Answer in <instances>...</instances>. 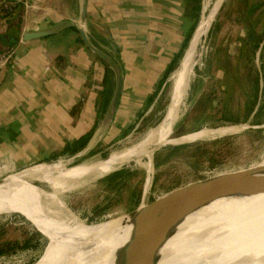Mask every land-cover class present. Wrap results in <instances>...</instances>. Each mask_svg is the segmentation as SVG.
<instances>
[{
  "label": "rangeland",
  "instance_id": "obj_1",
  "mask_svg": "<svg viewBox=\"0 0 264 264\" xmlns=\"http://www.w3.org/2000/svg\"><path fill=\"white\" fill-rule=\"evenodd\" d=\"M69 1L67 0V2ZM214 1L212 0L211 3ZM166 2L167 0H165ZM124 4L129 6V9L131 8L129 2L125 3L121 0L110 6L109 19H111L110 27L113 30L117 29L119 18L124 16ZM203 5L204 1L202 8ZM162 8L166 7L162 6L159 9L162 10ZM166 9L169 11L167 15L170 21L178 18L179 15L175 13L176 10L171 3ZM182 17L185 32L191 25L185 14V6ZM207 25L203 34L205 54L202 67L196 70L194 79L183 97L185 109L197 91H200V96L180 125L177 126L176 131H173L172 136H179L177 133L179 128L183 133L181 135H184L204 127L237 125L250 120L249 126L238 133L161 147L153 155L151 179L148 186H146L149 176L148 169L135 161H130L90 184L63 193L59 196L63 204L53 206L52 209L66 218L70 216L69 212H72L85 224L100 220L106 221L111 220L109 219L110 215L124 212L139 202L144 191L146 198L149 199L153 195L163 193L177 185L184 186L234 172H252L264 167V126L252 127L256 125L252 122L261 118L264 123V51L262 47L254 50L247 43L249 29L254 30L256 36L264 31V0H223L215 16L210 18ZM159 28H161L160 17L158 18ZM64 30H67L64 33L67 36L73 33L72 29ZM169 32L173 33V30L170 29ZM170 38L175 43V34L170 35ZM24 44L22 42L16 44L19 52ZM5 48L6 45L0 44V52ZM111 51L118 62L121 61L117 56V50L111 48ZM162 54L164 55V53ZM93 55L101 62L95 53ZM164 56L165 58L169 57L168 53ZM132 65L138 67L139 63L133 62ZM137 72L139 75L142 73ZM137 72L132 73L135 80L138 78ZM256 77L258 78L257 91L254 82L252 83ZM168 79L169 85L166 87V82L163 84L165 93L162 92L161 97L158 96L160 104L164 106L162 110L158 109L155 115H149L145 121L142 120L140 123L138 121L129 133L127 132L130 130V125L121 134L107 136L104 140L98 141L95 143L97 145L90 149L91 151L89 150L72 164L104 160L112 152L121 150L142 139L146 132L161 122L165 115L172 89V82L170 78ZM60 80L63 82L62 79ZM100 80L99 76L98 83ZM55 83H57L55 79L41 78L40 93L35 96L37 91L33 81H30L29 93L26 96L29 102L26 103L32 108V111L30 110L31 114L26 113V117L29 118L27 123L31 124L32 122V124L29 127L25 125L26 130L24 128L17 132L18 134L15 133L12 141L9 140V137L13 135L11 132L0 138V178L5 177L8 170L7 165L1 166L5 162L12 161L17 171H21L36 163L54 162L71 157L62 155L51 158L54 153L63 150L66 143V138L62 135L63 131L59 127V121H61L59 118L64 110L56 109L57 106L66 103L61 99H56L61 96L60 92L63 93L64 89L63 87L55 88ZM26 90H24L25 93ZM55 92L57 95L54 96ZM15 94L17 93L9 91L6 98L11 96L18 98ZM67 94L69 93L67 92ZM69 96L72 95L69 94ZM254 96H256L254 108L257 104L259 107L257 114L252 117V113L248 112L255 100ZM69 103L67 102V105ZM2 114L5 115L4 112ZM233 118L240 121L238 123L230 122ZM244 119L247 121L243 122ZM135 122L131 123V126ZM10 130L13 131L12 128ZM62 137L64 142H59ZM57 142L59 143L57 144ZM171 146L180 147L172 151L169 148ZM120 172L122 174L117 175ZM114 174L116 175L114 176ZM35 183L40 184L38 181ZM103 209L104 213L97 214ZM22 216L27 217L37 228L40 239H36L33 227ZM50 238V232L22 213L1 214L0 250L6 249V251L0 253V264H33L34 262L42 264L46 256L49 257ZM28 240H31V246L26 245Z\"/></svg>",
  "mask_w": 264,
  "mask_h": 264
},
{
  "label": "bare ground",
  "instance_id": "obj_2",
  "mask_svg": "<svg viewBox=\"0 0 264 264\" xmlns=\"http://www.w3.org/2000/svg\"><path fill=\"white\" fill-rule=\"evenodd\" d=\"M211 1L204 0L200 22L180 65L170 75L172 89L164 117L142 139L112 152L107 160L72 164L83 156L80 153L73 158L36 163L0 178V215L22 213L50 232L49 257L42 264H264V179L180 213L177 223L178 217L171 221V217L164 219L166 241L159 250V261L153 235L142 221L126 219L104 233L106 227L115 226L116 222L106 220L91 225L86 234L85 223L77 215L69 212L66 218L52 209L63 204L59 197L63 193L90 184L130 161L148 169V186L153 155L161 147L221 137L248 127L247 124L204 127L181 137L172 136L176 121L186 110L183 102L186 90L196 70L202 67L204 30L223 2ZM260 169L256 175L264 176V167ZM73 233L80 239L68 250V255L60 257L58 251L64 252L67 247L64 243Z\"/></svg>",
  "mask_w": 264,
  "mask_h": 264
},
{
  "label": "crops",
  "instance_id": "obj_3",
  "mask_svg": "<svg viewBox=\"0 0 264 264\" xmlns=\"http://www.w3.org/2000/svg\"><path fill=\"white\" fill-rule=\"evenodd\" d=\"M118 1L87 0L88 32L91 40L111 54H113L111 48L117 50V56L121 60L119 64L124 74V85L113 118L111 120L104 118V105L101 107L99 103L107 99L109 103L115 86L113 72L109 75L108 82V88L112 91L111 96L107 99L104 97L101 101L98 91L103 87L105 66L95 58L93 52L84 43L79 41V31L74 27H68L67 29L73 31L68 36L64 34L67 30H62L41 39L18 41L25 43L20 52L16 47L18 42L13 44L16 50L15 65L0 71V138L11 132L13 135L9 137V140L12 141L15 133L18 134L17 132L21 129L24 130L25 125L29 127L32 124V122L27 123L29 118L26 117V113L31 114L32 111L26 103L29 102L26 99L29 93L28 85L30 81H33L37 91L34 95H38L41 78L55 79L57 83L54 87L64 89L63 93L60 92L61 96L56 99H61L66 103L57 106L56 109L64 110L59 118L61 119L59 127L66 138L65 142L82 136L92 127H94L92 134L98 132L101 137L99 141L104 140L107 136L121 134L128 129L129 125L131 126V123L135 121L140 123L144 117L153 115L154 110L152 109L160 101L158 96L162 93L161 90L149 109L142 116L141 113L145 109L147 98L157 88L163 71L178 51L187 32L186 30L184 32L182 19L185 0H167L166 3L165 0H121L125 3L129 2L131 8L129 9V6L124 4V16L119 18L118 27L113 30L110 27L112 24L109 19L110 6ZM38 3L43 7L42 13L44 18H48L45 22L48 25L63 20L76 22L78 18V0L69 2L67 0H38ZM170 3L176 10L175 13L179 15L171 21L167 15L169 11L166 9ZM162 6L166 8L160 10ZM159 17L161 28L158 29ZM26 25L28 24L24 23L23 14L17 11L1 25L0 36L14 30L21 31ZM170 29L173 33L169 32ZM180 32L181 34H178ZM174 34L175 43L170 40V35ZM162 53L164 55L168 53L169 57L165 58ZM133 62L139 63L138 67L133 66ZM137 71L142 73L139 75ZM135 72L138 74L136 80L132 77ZM99 76L101 80L98 83ZM89 77L90 87L87 86ZM25 89H27L26 93ZM9 91L16 92L15 95L18 98H13V96L6 98ZM66 91L72 96H69ZM53 95H57L56 92ZM79 100L83 101V107L78 114L72 115L71 107ZM67 102H70L69 105ZM11 128L13 131L10 130ZM61 141L64 142L63 137L59 142ZM4 165L8 168L6 176L17 170L12 161L5 162L1 166Z\"/></svg>",
  "mask_w": 264,
  "mask_h": 264
},
{
  "label": "water",
  "instance_id": "obj_4",
  "mask_svg": "<svg viewBox=\"0 0 264 264\" xmlns=\"http://www.w3.org/2000/svg\"><path fill=\"white\" fill-rule=\"evenodd\" d=\"M34 2L37 3L38 0H34ZM47 20L48 18H44L43 13L41 16H37L36 13L34 14L32 22H29L23 30H14L8 33H4L0 36V38L8 39L6 45H13L18 41L27 42L51 36L61 32L68 27L76 28L79 31L80 37L85 46L89 48L93 53H95L98 57L103 59L113 72L115 80L114 91L104 113V118L106 120H111L115 114L121 98V94L123 92L124 74L119 62L116 60L114 55L98 47L90 38L88 32L87 0H78V18L76 22L63 20L59 23L48 25L47 23H45ZM263 43L264 40L260 44L259 49L263 46ZM199 96L200 91H197L189 101L182 117L176 121L174 131H176L177 126L180 125L189 111L193 108ZM258 107L259 105L257 104L252 111V117L257 112ZM249 121L250 120H248V122L246 123L241 124H247L249 126ZM262 126H264V123L256 124L252 127ZM181 136L182 135H180V137ZM100 138V133L98 134V132H96L92 134L86 147L81 151L75 153L74 155H71V157L69 158H73L80 153H82L83 155L86 154L90 149L94 147L95 143H97ZM108 158L104 160H107ZM260 170L261 169L258 168L257 170L252 172H234L209 180L187 184L184 186L177 185L163 193L153 195L149 199L146 198V195L143 192L141 200L139 202H136L132 207H130V209L124 212H118L116 213V215H110L109 219L116 220V222L114 223L115 226H108L103 231L104 233L110 232L117 226V223H121L126 219H135L144 222V224H146V227L149 228L153 235L156 260L159 261L161 258L159 256V250H161L166 241V236L163 231L164 219L171 217V221L172 219L178 217L180 213L189 211L194 207L203 206L218 196H221L223 194L230 195L231 191L235 188L254 186L259 180L264 179V176L256 175L258 172H260ZM22 217L30 223L31 227H33V232L36 239H40V233L38 232L37 228L27 217ZM120 218H122V220H119ZM178 219L179 217L176 219L175 223L178 222ZM100 221L85 224L84 226H86L85 228L87 231L86 234L90 232L88 228H90L91 225H94ZM78 239H80V237L76 233L71 234L66 239L67 242L64 243L65 246H67L64 249V252L61 251V253L60 251H58V255L60 257L61 255L62 257L68 255V250L75 247L74 243L76 244V241ZM33 264H35V262Z\"/></svg>",
  "mask_w": 264,
  "mask_h": 264
},
{
  "label": "trees",
  "instance_id": "obj_5",
  "mask_svg": "<svg viewBox=\"0 0 264 264\" xmlns=\"http://www.w3.org/2000/svg\"><path fill=\"white\" fill-rule=\"evenodd\" d=\"M201 10H202V0H185V14L187 15L189 21L191 22L190 23L191 25H190L187 33L185 34L178 51L174 54L172 60L168 63L167 67L163 71V74H162V76L160 78V81L158 83L157 88L147 98V101H146V104H145V109L141 113V116L144 114V112H146V110L149 109V107L151 106V104L153 103L155 98L157 97V95H158L161 87L163 86V84L166 82L165 86L167 87L169 85L170 82H169L168 78H170L171 73L178 67V63L180 62V60H181V58H182V56L184 54V51L187 48V45H188V43L190 41V38H191V36H192V34H193L197 24H198L199 18L201 16ZM253 31L254 30L249 29V32H248L249 38L247 40V43L249 45H251L254 48V50H255L256 48H258L260 46V44L264 40V31L261 32L257 36L254 35L255 33ZM79 41H81L83 43V41H82L80 36H79ZM10 46H13V45H6V48H8ZM262 49L264 51V43H263ZM100 60L105 66V73H104L103 80H102V86L103 87L101 89H99V91H98L99 92V96H100L99 100L102 101V99L104 97L107 99L108 97L111 96L112 91L109 90V88H108V82H109V75L112 73V71H111V69L108 67V65L106 64V62L103 59L100 58ZM88 79L89 80H87V86L90 87L91 86V84L89 82L90 81V77ZM253 82H254L255 90L257 91L258 90V78L256 77L255 80H252V83ZM163 91H165V90H163ZM163 93H165V92H163ZM254 98H255V100L253 101L252 107L249 109V112H248L249 114L252 113V111L254 110V106H255V103H256V96H254ZM99 103L101 104V107L104 105V110H105L107 108V105H108V99L105 102H100L99 101ZM82 107H83V101L82 100L77 101L71 107V110H70L71 114L72 115L78 114L81 111ZM163 108H164V106H162L160 104V101H159L157 106L152 109V110H154V113H152V114L155 115V112L157 113L158 109L162 110ZM256 114H257V112L255 113V115ZM150 116H152V115H150ZM146 119H148V118L144 117L143 121H145ZM262 120H263V118H261L260 120L252 122V124H262V122H263ZM238 121H240V120L237 119V118L236 119L233 118V119L230 120V122H232V123H238ZM246 121H247V119H244L243 122H246ZM137 122L138 121H136L132 126H130V130L127 133H129L134 128V126H136ZM93 129H94V127H92V129H90L87 133L83 134L82 136H80V137H78V138H76V139H74L72 141L66 142V144L64 146V149L59 151V152L54 153L51 156V158L52 159L53 158H57V157L62 156V155H67V156L70 155L71 156V155H74L75 153L81 151L82 149H84L86 147V145L88 144V141H89L90 137L92 136ZM180 130H181V128H179V130H177V133H178L179 136L181 134H183V133H181L182 130L181 131ZM127 133H126V135H127ZM179 147L180 146H171L169 148L172 151H174V150L179 149ZM118 174L120 175V174H122V172L117 173V175ZM115 175L116 174H114V176ZM103 211H105V210L103 209V210L99 211L97 214H100ZM37 227L39 228L38 225H37ZM26 245L27 246H31L32 245L31 240H28ZM8 249H10V248H8ZM0 251H1L0 253H2L4 251H6V249L5 250H0Z\"/></svg>",
  "mask_w": 264,
  "mask_h": 264
},
{
  "label": "built area",
  "instance_id": "obj_6",
  "mask_svg": "<svg viewBox=\"0 0 264 264\" xmlns=\"http://www.w3.org/2000/svg\"><path fill=\"white\" fill-rule=\"evenodd\" d=\"M204 1V0H203ZM203 3V2H202ZM43 7L34 0H0V29L6 19L17 11H20L24 17V23L32 22L34 14L42 15ZM16 59V50L10 46L0 52V71L8 67H13ZM164 85L161 92L164 90Z\"/></svg>",
  "mask_w": 264,
  "mask_h": 264
},
{
  "label": "flooded vegetation",
  "instance_id": "obj_7",
  "mask_svg": "<svg viewBox=\"0 0 264 264\" xmlns=\"http://www.w3.org/2000/svg\"><path fill=\"white\" fill-rule=\"evenodd\" d=\"M8 39L0 38V44L6 45Z\"/></svg>",
  "mask_w": 264,
  "mask_h": 264
}]
</instances>
